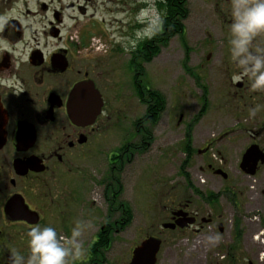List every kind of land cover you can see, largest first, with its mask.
I'll return each mask as SVG.
<instances>
[{
    "label": "flooded vegetation",
    "instance_id": "flooded-vegetation-1",
    "mask_svg": "<svg viewBox=\"0 0 264 264\" xmlns=\"http://www.w3.org/2000/svg\"><path fill=\"white\" fill-rule=\"evenodd\" d=\"M207 1L218 28L208 34L206 60L216 59L220 79L226 85L223 103L212 123V138L247 143L238 156V172L251 179L258 186L255 190L264 197V91H252L247 77L237 78L239 70L228 51L227 0ZM101 13L107 17L98 19L96 14ZM85 25L112 31L111 56L119 52L127 57L122 71L115 69L113 59L105 57L108 42L85 38ZM217 31L222 35L215 42ZM156 34L140 39L134 50ZM255 43L264 47V36ZM141 57L144 59V52ZM131 70V84L138 98V91L149 88L142 83L144 72L139 63ZM87 82L97 90L102 104L92 124L84 121L75 124L68 116L71 93L75 86ZM128 92L129 0H0V264H12V252L27 258L26 233L32 227L51 226L59 234L70 236L77 220L85 224L80 239L87 223L95 229L85 244L82 241L85 256L70 260V264H101L100 239H112L131 222L122 198L126 169L134 162V154L150 148L152 128L160 119L153 126L135 120L130 141L129 129L123 126ZM201 92L200 99L206 100L207 106L204 112L197 113L194 124L206 113L208 96L213 95L206 91L204 97ZM142 104L146 113L148 104ZM255 105L262 107L255 118H249L248 110ZM181 119L182 114L177 124ZM194 124L190 123L191 132L186 134L190 142ZM253 146L263 158L256 161L253 175H247L240 164ZM208 152L205 147L197 154L204 159ZM90 160L95 165L104 160V172L85 171L84 164ZM206 170L216 171L210 163L206 164ZM77 182L90 186L85 198L77 194ZM95 189L94 198L90 194ZM170 198L168 194L167 200ZM191 206L190 201L168 208L165 205L168 222L161 227L184 219L192 220V225L183 230L176 226L169 231L180 233L192 228L201 232L211 224V218L202 217L201 210ZM100 207L107 214L101 226Z\"/></svg>",
    "mask_w": 264,
    "mask_h": 264
},
{
    "label": "rangeland",
    "instance_id": "rangeland-1",
    "mask_svg": "<svg viewBox=\"0 0 264 264\" xmlns=\"http://www.w3.org/2000/svg\"><path fill=\"white\" fill-rule=\"evenodd\" d=\"M157 1L154 0L153 11L149 0H129V92L125 95L128 97L124 114L127 126L124 122L123 126L129 129L130 141L134 133L131 128L133 122L145 114V106L138 100L131 84L133 42L136 46L140 41L136 39L137 31L147 28L148 21L155 18ZM187 4L188 16L184 21L183 37H174L166 42L147 64L136 63L135 60L144 72L143 85L162 95L165 108L152 128L154 137L150 148L144 153L134 154V162L126 169L122 198L131 210V222L123 232L111 239L109 249L104 257H100L101 264H129L131 251L148 236L163 241L157 264H264V197L255 190L258 186L242 176L237 168L240 150L247 143L243 140L230 142L212 138L215 112L222 105V94L226 90L217 69L218 62L214 58L206 60L208 34L218 28L216 19L207 0H187ZM140 9H149L147 15L141 18L143 22L137 20ZM96 17L107 16L101 13ZM137 24L142 27L137 28ZM84 33L85 38L108 42L105 47L109 51L105 57L115 61L116 70H123L127 57L119 52L111 56L114 48L109 45L113 37L111 30L85 25ZM221 35L220 31L214 34L215 42ZM212 81L214 84H211ZM203 87L213 95L208 96L206 113L199 116L198 123L194 124L202 105L200 98ZM180 114L182 119L177 124ZM191 122L195 128L189 143L191 155L187 159L186 134L191 132ZM205 147L209 148V152L207 158L203 159L197 151H203ZM93 161L84 164L83 169L89 173L93 170L103 173L106 168L104 160H98L96 165ZM208 163L215 170L224 171L227 178L206 170ZM80 184L77 182V194L85 198L90 186ZM96 193L95 189L91 197L95 198ZM168 194L171 195L169 200ZM186 201H190L192 208L200 209L202 217L210 216L211 224L199 233L192 228L180 233L162 230L161 224L168 222L163 207ZM99 213L101 226L106 219V209L100 207ZM86 226L81 239L84 244L89 240L91 230L95 229L91 223Z\"/></svg>",
    "mask_w": 264,
    "mask_h": 264
},
{
    "label": "clouds",
    "instance_id": "clouds-1",
    "mask_svg": "<svg viewBox=\"0 0 264 264\" xmlns=\"http://www.w3.org/2000/svg\"><path fill=\"white\" fill-rule=\"evenodd\" d=\"M228 15V51L231 61L239 70L238 79L247 77L252 91H264V47L255 41L264 36V0H227ZM150 9L155 11L154 0H149ZM149 9H141L137 20L145 17ZM164 20L157 12L154 19L148 21V27L138 30L136 39L151 38L163 28ZM135 42H133V48ZM127 50V49H126ZM261 105L248 110L249 118H255ZM84 229L82 221L77 220L70 236H64L54 227L39 225L26 233L28 256L11 253L12 264H70V260L81 259L86 248L80 239Z\"/></svg>",
    "mask_w": 264,
    "mask_h": 264
},
{
    "label": "trees",
    "instance_id": "trees-1",
    "mask_svg": "<svg viewBox=\"0 0 264 264\" xmlns=\"http://www.w3.org/2000/svg\"><path fill=\"white\" fill-rule=\"evenodd\" d=\"M187 0H158L156 2V8L158 9L159 15L163 18L164 24L161 31H159L155 38L149 39L147 42L142 43L134 52L132 53L131 63L135 65L137 61L139 62H150V60L155 57L162 46L166 44L169 40L174 37L182 38L184 35V21L188 16V8H187ZM144 52V59H142L141 55ZM136 60V63H135ZM143 90L144 87H142ZM203 96L205 97L206 91L205 88H202ZM138 99L141 103L148 104L147 111L144 116L138 119L137 122L147 121L153 126L158 119L160 118L161 113L165 108V100L161 94L156 91H145V92H137ZM206 104L205 100L202 101L200 114L205 111ZM190 141L186 136V157L189 159L190 157ZM143 149V148H140ZM141 152V150H139ZM127 213L129 214V221L131 218L130 210L128 206H125ZM263 232H264V224H263ZM111 242V239L103 240L100 239L99 247L101 257H104V250L107 249Z\"/></svg>",
    "mask_w": 264,
    "mask_h": 264
},
{
    "label": "water",
    "instance_id": "water-1",
    "mask_svg": "<svg viewBox=\"0 0 264 264\" xmlns=\"http://www.w3.org/2000/svg\"><path fill=\"white\" fill-rule=\"evenodd\" d=\"M71 106L68 109L69 119L73 123L83 122L85 124H92L95 118L99 114V110L102 104L99 93L90 83H82L74 87L71 93ZM78 103V108L76 104ZM256 147H250L242 158L240 168L247 174L253 175L255 170L256 161L260 158L262 160V155ZM215 175L221 176L223 179L226 175L220 170L213 172ZM177 217H181L180 214ZM192 224V220L181 219L176 221L175 225L164 224L163 229L173 230L176 226L179 229H184ZM221 232V228L219 227ZM161 246V241L154 237H149L143 240L133 251L132 258L129 264H155L156 257Z\"/></svg>",
    "mask_w": 264,
    "mask_h": 264
}]
</instances>
